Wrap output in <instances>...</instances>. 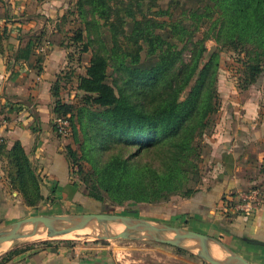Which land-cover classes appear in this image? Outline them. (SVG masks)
I'll use <instances>...</instances> for the list:
<instances>
[{
	"label": "trees",
	"instance_id": "trees-1",
	"mask_svg": "<svg viewBox=\"0 0 264 264\" xmlns=\"http://www.w3.org/2000/svg\"><path fill=\"white\" fill-rule=\"evenodd\" d=\"M118 2L76 0L75 3L85 28L76 29L74 40L83 44L82 52L92 51L85 74L79 76L78 88L84 92L80 112L87 111L103 123L105 150L115 145L120 147L104 166L96 169L95 178L85 174L82 183L88 189L85 196L101 204L105 203V192L118 204L132 200L135 204L151 205L166 194L188 186L201 150L198 138L220 107L218 53L206 60V40L214 39L222 46L245 54L248 58L243 62L245 89L262 73L264 0H210L203 10L184 11L178 19H173L169 9H156L155 0ZM117 4L120 7L116 8ZM127 18L134 20L132 33L126 30ZM203 24L208 28L202 38L195 40V33ZM103 26L108 28L112 47L102 39L100 28ZM164 29L170 30L173 39L185 45L178 47L171 43L159 31ZM44 34V30L30 34L16 59H30L44 40ZM186 50L190 51L188 59L184 57ZM143 51L157 57L147 68L140 66ZM109 66L117 74L123 73L128 82H134L135 99L118 93L116 85L106 81ZM58 82L54 90L58 89ZM189 86L190 91L182 98ZM56 103V106L59 104L57 110L63 108L62 115L71 111V106L61 104L59 99ZM69 155L76 159L70 149ZM7 158L13 188L21 193L26 205L36 206L44 199L41 178L19 141L7 151ZM71 184L67 187L69 194L79 195L78 186ZM185 190L191 208L188 213L192 211L210 220L208 209L190 200L203 191L190 186ZM233 197L226 196L223 201L227 200L229 205ZM173 210V207H164L162 212L174 214ZM231 225L220 222L223 228L229 229ZM25 248L10 251L0 259V264Z\"/></svg>",
	"mask_w": 264,
	"mask_h": 264
},
{
	"label": "crops",
	"instance_id": "crops-1",
	"mask_svg": "<svg viewBox=\"0 0 264 264\" xmlns=\"http://www.w3.org/2000/svg\"><path fill=\"white\" fill-rule=\"evenodd\" d=\"M71 2L0 0V117L3 120L0 127V228L33 208L24 203L8 174L7 151L17 141L23 145L41 178L45 198L54 191L58 195L60 190L66 196L68 185L75 184L70 178L69 163L61 153L63 141L55 135L53 123L52 87L59 70L68 63L69 48L58 36L49 37L30 59H16L27 37L40 30L50 31L52 21H56L54 16L62 14ZM55 31L58 30L55 28ZM230 99L212 138L216 157L214 179L201 188L203 193L199 197L190 200L208 209L210 220L202 217L214 223L212 226L220 235L229 236H225L227 240L220 237L228 246L252 264H264V246L243 239L247 236L264 241V211L243 216L229 210L232 207L227 200L223 201L226 196H235L237 191L255 185L264 189V115L256 97ZM228 210L229 218L225 220L223 217ZM220 222L232 223L231 229L221 227ZM18 246L16 248H22ZM118 251L121 250L102 244H39L12 254L5 264L142 263L123 259Z\"/></svg>",
	"mask_w": 264,
	"mask_h": 264
},
{
	"label": "rangeland",
	"instance_id": "rangeland-1",
	"mask_svg": "<svg viewBox=\"0 0 264 264\" xmlns=\"http://www.w3.org/2000/svg\"><path fill=\"white\" fill-rule=\"evenodd\" d=\"M114 1L118 2L120 0ZM155 1V8L169 9L173 19L182 17V13L187 10H203L205 5L210 2V0ZM75 3L76 0H72V2L64 9L62 14L54 16L53 19L56 21H52L50 31H45L46 34H44V40L40 43V45H45V39L58 36L64 40V45L69 48L67 55L68 63L59 70L56 80H59V86L58 89L54 90V83L52 87V94L54 98V119L57 116H62L61 113L63 108L60 107V109L57 110L59 104L56 106V101L59 99L61 104L63 103L71 106V111L65 116L68 115L70 117L72 129L69 135L63 136L58 133L55 125V127H53L55 135L63 141V149L61 150V153L64 154L69 163L70 178L71 181L78 186L79 195L76 193L69 195V193H67L65 196L62 194L61 190L57 195L56 191H54L52 194H49L47 198L44 197V199L36 206H29L33 208L26 211V213H23L22 217L19 219L37 215L107 212L143 218L152 222H164L172 226L207 233L221 238H225V236L229 237L228 235H220V231L218 232V229L212 226L214 223H210L211 221H207L200 214L192 211L191 213H188V210H191V208L188 207V202L186 200L188 196L184 193V191H186L185 189L188 188V186L195 190L201 189L205 186L207 187V185L214 179L216 157L213 155L212 138L215 133V127H217L218 120H220L226 113L227 103L231 100L230 98L246 100L250 97H256L261 102V111L264 115V63L262 66L263 71L256 79V82L249 85V87L245 89L246 66L243 62L248 59L245 54H239L236 50L229 49L227 46H222L214 39L206 40L205 43L208 48L206 60L210 58L213 53H218L220 65L218 70L217 88L220 96V107L210 118L209 125L204 130V133L198 138L201 144V150L196 159L197 168L191 173L188 186L181 191L166 194L165 197L160 198L157 202H154L151 205L135 204L132 200H126L123 203L118 204L104 192L106 199L105 203L101 204L92 199H88V197L85 196L88 189L86 188V185L82 183V180L85 174L92 175L95 178L96 169L104 166L112 155L117 154L118 151H120V147L115 145L111 149L105 150L102 144V133L103 130H105L103 123L98 121L99 119L92 118L87 111L80 112V108L84 106V101L82 99L84 92L78 88L79 76L85 74L86 67L89 65L92 56V51L82 52L81 49L83 44L74 40L76 29L85 28V22L79 15ZM118 6L119 5L117 4L115 7L117 8ZM58 12H60L59 9ZM164 18L168 19V16H165ZM125 27L129 33H132L134 20L127 18ZM55 28L58 30L57 32L55 31ZM207 28L208 25L203 24L201 29L197 30L195 33V40L202 38L203 33ZM100 31L102 39L105 40L108 47H112L113 44L108 28L103 26L100 28ZM159 31L165 38H167L171 43L176 44L178 47H183L185 45V42H177L173 39L170 30L164 29ZM189 52V50H186L184 55L186 59L190 56ZM156 59V55L150 56L146 54V51H143L140 66L147 68L154 64ZM115 77L117 78V82H115ZM195 79L196 78H194V80ZM106 81L108 83L115 84L116 91L118 93L130 95L132 99H135L136 89L134 82H128V78H126L123 73L117 74L112 66H109L107 69ZM190 86L182 93V98L187 96L190 91ZM54 119L53 123L55 122ZM118 145L121 144L118 143ZM69 149L75 152L76 159L71 158L69 155ZM164 207H173L176 211L173 210L174 214L162 212ZM138 209H141L140 212H137ZM229 210H233V208H229ZM229 210L225 213L226 215H224L223 219L229 218V216H227ZM31 228L32 225H28L25 227L24 231H28ZM42 229L45 230V228ZM124 229L125 227L121 223L111 222L106 224L94 222L88 227V229L80 232H74L75 234L72 233L70 235H63L64 237H46V239L19 238L6 243L4 245L6 248L2 251L0 257H2L5 253L14 250L18 245H21V247H27L31 245L43 244L45 242L58 244L66 243L70 245L77 243H90L112 246L115 250H121L118 251V253L121 252L119 255L122 256L123 259H129L130 261L134 260L137 262L141 261V264H212L208 260L200 257L197 249H186L172 244L153 241L150 239H139L136 237H110L111 234L120 233ZM167 236L173 237L172 234H167ZM185 244L193 245L195 242L188 240ZM224 256L226 257L227 254L225 253Z\"/></svg>",
	"mask_w": 264,
	"mask_h": 264
},
{
	"label": "water",
	"instance_id": "water-1",
	"mask_svg": "<svg viewBox=\"0 0 264 264\" xmlns=\"http://www.w3.org/2000/svg\"><path fill=\"white\" fill-rule=\"evenodd\" d=\"M94 222L106 224L114 222L124 225L125 229L120 233L111 234V238L136 237L172 244L186 249H197L198 255L212 264H214V256L210 247L214 244L224 252V255L225 253L227 254L225 259L220 261V264H252L228 246L222 239L214 235L172 226L164 222H152L143 218L107 212L67 213L25 217L0 228V243L22 238L24 229L28 225H32L34 228L30 235L35 234L39 228H45L49 236H56L71 230H83ZM167 234H172L173 237H168ZM243 239L249 243L264 246V241L247 236L243 237ZM188 240L194 241L195 244L186 245L185 243Z\"/></svg>",
	"mask_w": 264,
	"mask_h": 264
},
{
	"label": "built area",
	"instance_id": "built-area-1",
	"mask_svg": "<svg viewBox=\"0 0 264 264\" xmlns=\"http://www.w3.org/2000/svg\"><path fill=\"white\" fill-rule=\"evenodd\" d=\"M3 120L0 117V127ZM55 126L59 134L67 136L72 129L70 117L67 115L57 116ZM233 210L243 216L257 214L264 211V189L260 185L252 186L246 190L237 191L229 204Z\"/></svg>",
	"mask_w": 264,
	"mask_h": 264
},
{
	"label": "bare ground",
	"instance_id": "bare-ground-1",
	"mask_svg": "<svg viewBox=\"0 0 264 264\" xmlns=\"http://www.w3.org/2000/svg\"><path fill=\"white\" fill-rule=\"evenodd\" d=\"M33 227L30 229V230H28V231H24L23 232V236H22V238H45L46 239V237L48 238V237H60V236H63V235H70V234H75L74 232H80V231H83V230H86V229H88V228H85V229H83V230H71V231H69V232H66V233H64V234H62V235H56V236H49L48 234H47V232H46V230H43L42 228H39V229H37V231H36V233L35 234H33V235H30L32 232H33ZM117 231V230H116ZM89 232V231H88ZM64 237V236H63ZM70 238V237H69ZM8 242H10V241H6V242H2V243H0V254L2 253V251L6 248L4 245L6 244V243H8ZM211 252H212V254H213V256H214V262L213 263H219L220 264V261H223V259H225V256H224V252L223 251H221V249L218 247V246H216V245H214V244H212L211 245ZM5 252V251H4ZM6 252H7V250H6Z\"/></svg>",
	"mask_w": 264,
	"mask_h": 264
}]
</instances>
